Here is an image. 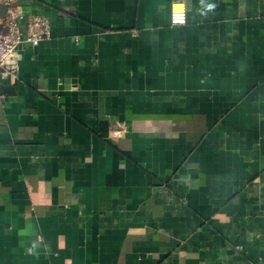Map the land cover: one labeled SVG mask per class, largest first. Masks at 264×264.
Instances as JSON below:
<instances>
[{"label":"crops","instance_id":"crops-1","mask_svg":"<svg viewBox=\"0 0 264 264\" xmlns=\"http://www.w3.org/2000/svg\"><path fill=\"white\" fill-rule=\"evenodd\" d=\"M13 1L0 264H264V0Z\"/></svg>","mask_w":264,"mask_h":264},{"label":"built area","instance_id":"built-area-1","mask_svg":"<svg viewBox=\"0 0 264 264\" xmlns=\"http://www.w3.org/2000/svg\"><path fill=\"white\" fill-rule=\"evenodd\" d=\"M0 6L5 8V17L0 18V81L14 83L19 73V46H37L48 37L50 23L41 16H31L27 19L25 31H22L20 21L25 15L21 8L13 0H0ZM186 23L185 6L175 3L170 10V25L179 27Z\"/></svg>","mask_w":264,"mask_h":264},{"label":"water","instance_id":"water-1","mask_svg":"<svg viewBox=\"0 0 264 264\" xmlns=\"http://www.w3.org/2000/svg\"><path fill=\"white\" fill-rule=\"evenodd\" d=\"M4 17H5V8L0 6V18L2 19ZM0 29H1V27H0Z\"/></svg>","mask_w":264,"mask_h":264},{"label":"clouds","instance_id":"clouds-1","mask_svg":"<svg viewBox=\"0 0 264 264\" xmlns=\"http://www.w3.org/2000/svg\"><path fill=\"white\" fill-rule=\"evenodd\" d=\"M209 7H212V5H209Z\"/></svg>","mask_w":264,"mask_h":264}]
</instances>
